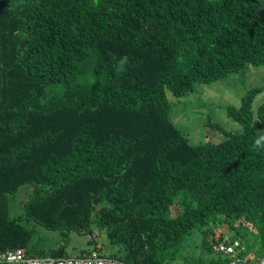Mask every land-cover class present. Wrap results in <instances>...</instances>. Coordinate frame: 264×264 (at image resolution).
<instances>
[{"label":"trees","instance_id":"1","mask_svg":"<svg viewBox=\"0 0 264 264\" xmlns=\"http://www.w3.org/2000/svg\"><path fill=\"white\" fill-rule=\"evenodd\" d=\"M248 65L264 68V0H0V254L65 257L11 218L25 190V222L95 251L105 231L125 264H228L225 229L264 258L262 89L219 143L192 145L168 100Z\"/></svg>","mask_w":264,"mask_h":264},{"label":"rangeland","instance_id":"2","mask_svg":"<svg viewBox=\"0 0 264 264\" xmlns=\"http://www.w3.org/2000/svg\"><path fill=\"white\" fill-rule=\"evenodd\" d=\"M254 88L262 89L253 103V112L257 117L259 107L264 104V68L248 65L244 71L229 74L223 80L210 85L197 84L186 96L178 97L168 93V100L171 103V120L192 145L222 142L227 139V136L224 132L216 130L214 126L219 124L232 134L242 132V127L228 115V108L231 106L239 108L242 97ZM19 196L11 200V218L25 223L29 229L33 230L34 239L31 242V249L38 248L39 251L48 253L65 246V257L69 258L79 257L86 249L95 251L94 246L88 243L90 237L87 235L74 232L67 241H64L58 231H50L25 222L22 218V202L27 198L28 193L23 190ZM223 231L224 234L229 235L226 229ZM217 233H220V229L216 230L215 235ZM207 235L196 231L187 237L182 244L184 253L200 256L202 239ZM95 237L98 241L97 249H100L97 251L102 255L112 256L117 252L116 248L110 246L105 231L96 230ZM167 264L183 263L178 260Z\"/></svg>","mask_w":264,"mask_h":264},{"label":"built area","instance_id":"3","mask_svg":"<svg viewBox=\"0 0 264 264\" xmlns=\"http://www.w3.org/2000/svg\"><path fill=\"white\" fill-rule=\"evenodd\" d=\"M224 232V231H223ZM222 235V231L216 234ZM217 252L229 260L228 264H264V258L256 259L253 253L244 255L245 246L238 240H232L225 234L221 242L216 247ZM0 264H125L124 262L110 256L102 255L98 251H93L87 257L77 258H55V257H27L24 249L8 250L0 254Z\"/></svg>","mask_w":264,"mask_h":264}]
</instances>
